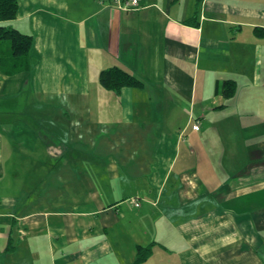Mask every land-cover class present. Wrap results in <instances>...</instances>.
Segmentation results:
<instances>
[{
    "label": "crops",
    "instance_id": "obj_1",
    "mask_svg": "<svg viewBox=\"0 0 264 264\" xmlns=\"http://www.w3.org/2000/svg\"><path fill=\"white\" fill-rule=\"evenodd\" d=\"M18 1L0 264H264V0ZM111 67L142 84L104 86Z\"/></svg>",
    "mask_w": 264,
    "mask_h": 264
},
{
    "label": "trees",
    "instance_id": "obj_2",
    "mask_svg": "<svg viewBox=\"0 0 264 264\" xmlns=\"http://www.w3.org/2000/svg\"><path fill=\"white\" fill-rule=\"evenodd\" d=\"M18 0H0V22L17 16ZM32 36L22 33L10 25L0 24V66L4 73L14 74L31 69L30 47ZM101 83L114 90L125 86H140L139 79L119 67H111L100 73ZM218 90L226 98L235 94L236 82L233 79L220 81ZM151 254V247H139L133 264H141Z\"/></svg>",
    "mask_w": 264,
    "mask_h": 264
},
{
    "label": "built area",
    "instance_id": "obj_3",
    "mask_svg": "<svg viewBox=\"0 0 264 264\" xmlns=\"http://www.w3.org/2000/svg\"><path fill=\"white\" fill-rule=\"evenodd\" d=\"M100 1H104V0H100ZM109 3L112 6H115L117 8L123 9L125 11H131L134 9H138L140 7V1L139 0H109ZM195 129H199L200 128V122L197 121L195 124ZM131 203H133L135 206H140V201L136 198L133 197L129 200Z\"/></svg>",
    "mask_w": 264,
    "mask_h": 264
}]
</instances>
